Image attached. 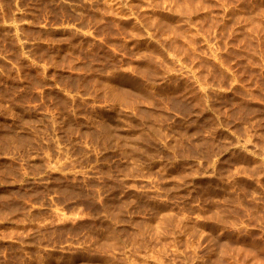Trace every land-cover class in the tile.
<instances>
[{"label":"rangeland","instance_id":"rangeland-1","mask_svg":"<svg viewBox=\"0 0 264 264\" xmlns=\"http://www.w3.org/2000/svg\"><path fill=\"white\" fill-rule=\"evenodd\" d=\"M0 264H264V0H0Z\"/></svg>","mask_w":264,"mask_h":264}]
</instances>
